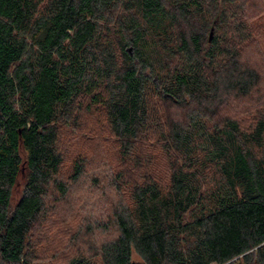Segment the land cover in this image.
Returning <instances> with one entry per match:
<instances>
[{
  "label": "trees",
  "instance_id": "16d2710c",
  "mask_svg": "<svg viewBox=\"0 0 264 264\" xmlns=\"http://www.w3.org/2000/svg\"><path fill=\"white\" fill-rule=\"evenodd\" d=\"M88 115L114 164L69 160ZM133 253L264 264V0H0V264Z\"/></svg>",
  "mask_w": 264,
  "mask_h": 264
},
{
  "label": "rangeland",
  "instance_id": "374dc122",
  "mask_svg": "<svg viewBox=\"0 0 264 264\" xmlns=\"http://www.w3.org/2000/svg\"><path fill=\"white\" fill-rule=\"evenodd\" d=\"M85 120H86L87 130H85L86 132L82 131L80 135H77L78 138L80 137L79 141L76 138L70 139L72 135L71 132H66V135H68L69 139H64L65 144L62 145L64 146L66 153L70 157L69 160L74 159L77 155L85 154L88 157H90V161L92 162V164L95 161L103 162L106 160L107 161L109 160L108 162L114 164L115 163L114 160L116 156L115 145L112 143L113 140L110 136L111 134L109 133V131H107V128L105 127L104 117L100 115H95V116L88 115ZM66 164L70 165L69 161ZM21 191H22V187H18L16 189V191L14 192L15 200L19 198ZM88 191L81 189V187L79 186L76 190H74L71 198L67 200L68 203L70 204L79 203L78 199H82L83 201H86L87 197L89 196ZM67 205H61L59 213H55L51 211L52 213H49L46 216V218L51 222V225L49 226L50 228L48 230L49 232L44 233V235L39 234V236H36V238H42L43 241L42 245L39 246V250H40L39 252L41 254L46 253L49 249H51V245L48 242L53 236L58 237L60 233V230L58 228H62L66 224V223L62 224V222L67 220L70 221L72 219L69 218L67 214H64V213H68V214L72 213L71 211L72 207H69ZM76 223L77 222H75V224ZM133 259L138 264H145L143 260L136 253H133Z\"/></svg>",
  "mask_w": 264,
  "mask_h": 264
},
{
  "label": "water",
  "instance_id": "95a60500",
  "mask_svg": "<svg viewBox=\"0 0 264 264\" xmlns=\"http://www.w3.org/2000/svg\"><path fill=\"white\" fill-rule=\"evenodd\" d=\"M213 37V31L211 32V39ZM130 52H132V49H129Z\"/></svg>",
  "mask_w": 264,
  "mask_h": 264
}]
</instances>
